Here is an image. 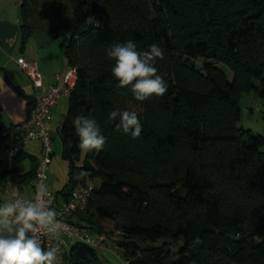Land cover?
Here are the masks:
<instances>
[{"label": "trees", "instance_id": "1", "mask_svg": "<svg viewBox=\"0 0 264 264\" xmlns=\"http://www.w3.org/2000/svg\"><path fill=\"white\" fill-rule=\"evenodd\" d=\"M37 4L22 0L21 49L37 33L34 20L51 18L49 36L61 39L68 65L78 72L58 127L70 179L56 194L67 199L79 186L95 188L91 205L72 222L106 234L96 211L112 219L115 244L129 264H264V135L239 127L241 95L254 90L264 97V0ZM128 40L138 51L153 43L162 48L156 66L168 85L163 96L140 102L131 86L119 87L107 50ZM34 103L29 99V111ZM117 108L137 112L139 137L108 119ZM78 115L94 117L106 138L80 165ZM36 167L21 175V184ZM64 258L104 264L97 247L83 241Z\"/></svg>", "mask_w": 264, "mask_h": 264}, {"label": "clouds", "instance_id": "2", "mask_svg": "<svg viewBox=\"0 0 264 264\" xmlns=\"http://www.w3.org/2000/svg\"><path fill=\"white\" fill-rule=\"evenodd\" d=\"M107 56L114 61L111 73L119 87L131 86L136 101L167 92L168 85L156 66L157 60L164 58L158 44H151L147 51H138L136 43L128 40L111 46ZM108 119L118 121L117 130L133 138L139 137L143 130L135 111L117 108L109 112ZM73 125L81 150L87 153L103 149L106 138L94 117L78 115ZM48 195L46 185L40 183L34 201L18 197L0 203V264H56L59 249H46L40 240L41 235L55 236L62 230L55 209L45 206Z\"/></svg>", "mask_w": 264, "mask_h": 264}, {"label": "built area", "instance_id": "3", "mask_svg": "<svg viewBox=\"0 0 264 264\" xmlns=\"http://www.w3.org/2000/svg\"><path fill=\"white\" fill-rule=\"evenodd\" d=\"M17 63L35 87V103L26 120L10 128L0 129V136L7 140V144L0 148V163L15 161L25 152L27 146L35 142L40 143V156L37 158L35 174L30 180L34 189L33 201L37 184L46 185L49 195L45 197V206L55 209L57 219L62 224V230L57 235H41V245L46 249H59L56 264H68L64 257L69 248L77 241L101 248L107 246L109 239L106 234L97 235L88 228L72 222L77 211L84 210L91 205L94 183L75 188L67 199H60L49 188V171L53 157V137L49 120L53 110L59 106L61 98L69 97L75 88L78 80L77 68L69 66L64 73L62 83H54L45 87L44 77L36 61L28 60L22 56L17 59ZM57 77L59 78L60 75L58 74ZM33 134L35 135L33 136ZM18 197L27 200L22 195ZM125 262L129 264V261L125 260Z\"/></svg>", "mask_w": 264, "mask_h": 264}, {"label": "crops", "instance_id": "4", "mask_svg": "<svg viewBox=\"0 0 264 264\" xmlns=\"http://www.w3.org/2000/svg\"><path fill=\"white\" fill-rule=\"evenodd\" d=\"M21 3L22 0H0V129L10 128L26 120L29 114V99L35 96L34 85H29L18 72L20 70L17 63L19 57L23 56L38 63L44 77L45 87L54 83H62L64 73L69 67L62 49L55 47L49 35L48 37L44 35L42 43L31 41L35 42L33 43L34 50L38 48L36 54L30 53L28 49L30 41L24 49H21ZM48 46L51 48L50 51H46ZM6 144L7 140L0 136V148ZM22 155H25L24 159H30V171L32 165L35 164L32 158L36 161L40 156V143L35 142L27 146ZM18 162L19 160H15L13 163ZM25 173L27 170L22 172L17 166H8L1 171L0 174L5 179L8 200H14L19 195L26 197L27 200H33L34 189L30 181L21 184V175Z\"/></svg>", "mask_w": 264, "mask_h": 264}, {"label": "rangeland", "instance_id": "5", "mask_svg": "<svg viewBox=\"0 0 264 264\" xmlns=\"http://www.w3.org/2000/svg\"><path fill=\"white\" fill-rule=\"evenodd\" d=\"M42 2V0H38V4ZM68 6L66 4V14H68ZM34 23L37 25V34L34 38L31 37L27 42L31 43L28 46L30 53H37L38 48L34 50L33 43H42L44 35L48 37L49 31L53 26L54 20L49 18L45 21H39L38 19L34 20ZM34 39V40H33ZM52 40V39H50ZM35 41V42H31ZM55 43V47L59 49V40H53ZM26 42V44H27ZM28 45V44H27ZM38 45V44H37ZM53 45V44H51ZM50 46L47 47L46 51H50ZM19 74L24 77L29 83V85L33 86L31 80L28 76H26L21 69L18 70ZM240 107H241V115H240V122L239 127L244 129H250L254 133L263 134L264 135V97L260 96L256 91L252 90L250 92H244L240 97ZM69 108V97L64 96L60 100L59 106H57L53 110V114L49 120L50 126L52 128V137H53V157L50 164V171H49V188L53 192H58L59 190L63 189L67 183H69L70 179V172H69V165L67 161L63 158V141L62 136L58 130L60 124H62ZM6 129V128H3ZM264 150V146L262 147ZM86 153L80 149L79 152V159L77 164L80 165L84 161ZM7 162V163H0V173L6 167H15L19 168L22 172L29 171L30 169V159H23L18 163ZM36 163V161H35ZM5 179L0 174V203L8 201L7 195L5 191ZM96 219L97 221L103 226L105 229V233L110 236V239L107 241L106 247L97 248L98 253L103 259L104 264H126L125 259L126 256H119V254L123 253L122 249H118L117 243L115 241L119 239L118 234L116 233L115 225L112 219L108 218L107 216L101 214L100 212L96 211ZM97 234V233H96ZM99 235V234H97ZM183 241H180L181 244ZM162 244V240L157 242H144L143 247L148 245H160ZM173 250H177V246H172ZM141 255V252L139 253ZM175 258V257H174Z\"/></svg>", "mask_w": 264, "mask_h": 264}]
</instances>
